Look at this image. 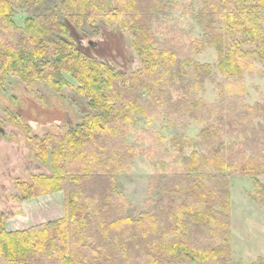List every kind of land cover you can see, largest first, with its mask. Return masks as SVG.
<instances>
[{
	"label": "trees",
	"instance_id": "16d2710c",
	"mask_svg": "<svg viewBox=\"0 0 264 264\" xmlns=\"http://www.w3.org/2000/svg\"><path fill=\"white\" fill-rule=\"evenodd\" d=\"M202 3L195 18L204 37L188 47L155 34L153 21L168 0H0V82L13 75L35 89L44 79L59 90L73 85L66 72L93 110L66 134L32 138L38 158L51 156L52 173L23 183L24 199L63 191L66 210L28 228H2L8 264H232V174L255 178L264 210V102H244L246 78L262 73L264 0ZM18 8L27 14L24 26L15 20ZM61 14L76 25L87 18L128 30L141 68L122 74L75 42L52 39L69 35ZM206 45L218 51V74L192 57ZM218 75L220 99L211 103L201 93ZM161 119L178 130L204 122L194 140L202 148L188 154L194 141L174 139V163L163 161L150 177L159 198L143 210L118 189L116 176L135 156L133 128Z\"/></svg>",
	"mask_w": 264,
	"mask_h": 264
},
{
	"label": "rangeland",
	"instance_id": "374dc122",
	"mask_svg": "<svg viewBox=\"0 0 264 264\" xmlns=\"http://www.w3.org/2000/svg\"><path fill=\"white\" fill-rule=\"evenodd\" d=\"M168 1V10L156 14L153 21L157 38L188 47L193 39H203V29L195 18L203 7L202 0ZM14 17L20 26H24L25 10L18 8ZM59 19L68 27L69 35L56 33L52 39L63 37L71 40L82 53L122 74L141 68V57L133 47V37L128 30L100 20L91 22L87 18L81 25H76L63 14ZM192 57L201 63L211 64L218 74V51L214 46H200ZM258 65L262 73L245 80L247 94L244 102L250 106L264 102V62L258 61ZM64 74L73 85L59 90L44 79L36 83L35 89L13 75L0 82V231L2 228L8 231L28 228L57 219L63 212L65 214L63 191L24 199L22 186L23 183L31 184L36 174L52 173L51 156L47 163L38 158L32 138H42L48 132L66 134L93 112L86 98L77 91V81L68 73ZM219 83L221 75L217 80L206 82L201 94L207 101L214 103L220 99ZM204 125V122L193 120L186 129L178 130L167 119L152 124L142 120L128 137V142L135 146V156L129 169L117 174L118 189L135 207L150 210L159 198L157 191L150 189V177L157 168H163V161L174 163V139L184 135L194 141ZM165 148L171 149L172 154L165 155ZM201 148V144L194 141L185 148V152L189 154ZM258 180L264 186V173ZM230 183L232 264H259L261 260L264 264V210L255 198V178L232 174ZM0 264H8L2 254Z\"/></svg>",
	"mask_w": 264,
	"mask_h": 264
},
{
	"label": "crops",
	"instance_id": "0c3cea01",
	"mask_svg": "<svg viewBox=\"0 0 264 264\" xmlns=\"http://www.w3.org/2000/svg\"><path fill=\"white\" fill-rule=\"evenodd\" d=\"M55 210H56V212L58 211V209L55 207ZM63 212V211H62ZM61 215V217L64 215V212L62 213V214H60ZM51 220V219H50Z\"/></svg>",
	"mask_w": 264,
	"mask_h": 264
},
{
	"label": "water",
	"instance_id": "95a60500",
	"mask_svg": "<svg viewBox=\"0 0 264 264\" xmlns=\"http://www.w3.org/2000/svg\"><path fill=\"white\" fill-rule=\"evenodd\" d=\"M0 130H2V127L0 126Z\"/></svg>",
	"mask_w": 264,
	"mask_h": 264
}]
</instances>
